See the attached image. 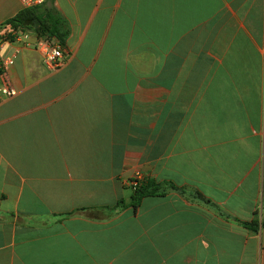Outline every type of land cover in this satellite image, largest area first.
Returning <instances> with one entry per match:
<instances>
[{
  "label": "crops",
  "instance_id": "0c3cea01",
  "mask_svg": "<svg viewBox=\"0 0 264 264\" xmlns=\"http://www.w3.org/2000/svg\"><path fill=\"white\" fill-rule=\"evenodd\" d=\"M49 9L58 68L36 25L0 51V264H264V0ZM135 174L177 190L133 209Z\"/></svg>",
  "mask_w": 264,
  "mask_h": 264
},
{
  "label": "trees",
  "instance_id": "16d2710c",
  "mask_svg": "<svg viewBox=\"0 0 264 264\" xmlns=\"http://www.w3.org/2000/svg\"><path fill=\"white\" fill-rule=\"evenodd\" d=\"M37 7V6H36ZM36 7L25 8L18 13L9 23L16 28L27 29L35 26L34 32L39 37H43L48 41L57 40L60 45L65 44V40L68 36V29L66 22L53 10H47L44 15L39 16L36 13ZM131 188V187H130ZM132 196L130 200V206L136 209L141 200L148 196H160L167 190H177L170 183L156 182L153 179H144L135 187L131 188ZM199 196V194H197ZM122 202H119L112 210L121 207ZM246 226L255 228L256 223H246Z\"/></svg>",
  "mask_w": 264,
  "mask_h": 264
},
{
  "label": "built area",
  "instance_id": "2783aa9c",
  "mask_svg": "<svg viewBox=\"0 0 264 264\" xmlns=\"http://www.w3.org/2000/svg\"><path fill=\"white\" fill-rule=\"evenodd\" d=\"M44 0H23L25 8L40 6ZM29 39V33L20 28L13 27L6 23L0 27V51L7 42L26 43ZM37 48L43 55V63L48 68H58L62 63V52L59 45H52L47 39L37 42ZM13 64L11 57H0V77H5V70ZM16 95L14 88L5 81L0 85V99H9ZM142 180L140 174H135L129 181V186L135 188Z\"/></svg>",
  "mask_w": 264,
  "mask_h": 264
}]
</instances>
